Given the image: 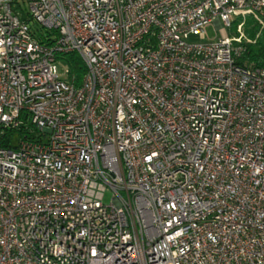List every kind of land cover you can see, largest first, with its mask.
I'll return each mask as SVG.
<instances>
[{
  "label": "built area",
  "instance_id": "2783aa9c",
  "mask_svg": "<svg viewBox=\"0 0 264 264\" xmlns=\"http://www.w3.org/2000/svg\"><path fill=\"white\" fill-rule=\"evenodd\" d=\"M25 1L0 0V264H264V70L237 63L264 0Z\"/></svg>",
  "mask_w": 264,
  "mask_h": 264
},
{
  "label": "trees",
  "instance_id": "16d2710c",
  "mask_svg": "<svg viewBox=\"0 0 264 264\" xmlns=\"http://www.w3.org/2000/svg\"><path fill=\"white\" fill-rule=\"evenodd\" d=\"M257 31L250 40H255V44L244 45V52L237 63L241 66H250L264 70V31L256 38ZM58 60H63L69 66V79L76 87L80 86L85 74V66L79 55L70 53L61 55Z\"/></svg>",
  "mask_w": 264,
  "mask_h": 264
},
{
  "label": "rangeland",
  "instance_id": "374dc122",
  "mask_svg": "<svg viewBox=\"0 0 264 264\" xmlns=\"http://www.w3.org/2000/svg\"><path fill=\"white\" fill-rule=\"evenodd\" d=\"M12 12L14 15H16L19 19H24L25 14L27 12V3L25 0H15V4L12 5ZM240 19H237L231 26V28H226L227 35L229 37H236V26L240 23ZM32 29H36L35 25H30ZM243 31L245 33V36L247 38H252L254 37L257 27L255 26V23L250 17H247L245 19V26L243 27ZM205 36L209 40H217L220 37L219 30L215 27V25H210L209 27L206 28L205 30ZM58 73L61 77L62 80L67 81L68 76L66 74V70H69V66L67 65L66 62L63 60H58ZM109 195L106 196L105 198V204L109 202Z\"/></svg>",
  "mask_w": 264,
  "mask_h": 264
}]
</instances>
